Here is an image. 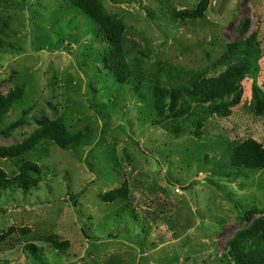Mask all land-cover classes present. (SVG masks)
I'll use <instances>...</instances> for the list:
<instances>
[{
  "label": "rangeland",
  "instance_id": "1",
  "mask_svg": "<svg viewBox=\"0 0 264 264\" xmlns=\"http://www.w3.org/2000/svg\"><path fill=\"white\" fill-rule=\"evenodd\" d=\"M95 1L123 27L126 83L104 63L99 24L71 0H0V149L45 121L79 137L0 157L8 178L25 162L39 168L27 190L0 189V264H233L228 244L251 222L239 216L264 211V169L230 166L247 140L264 151V0ZM252 33L253 56L229 53ZM251 62L236 93L197 104L234 81L230 66ZM202 73L181 132H169L158 111L177 109L174 89ZM123 190L126 200L115 195Z\"/></svg>",
  "mask_w": 264,
  "mask_h": 264
},
{
  "label": "trees",
  "instance_id": "2",
  "mask_svg": "<svg viewBox=\"0 0 264 264\" xmlns=\"http://www.w3.org/2000/svg\"><path fill=\"white\" fill-rule=\"evenodd\" d=\"M71 1L78 9H81L99 24V27L105 35L106 39H104L110 46V49H108L107 53L104 55V63L105 65L110 66L113 76L119 82L126 83L132 76V72L125 63L124 57L121 53L120 37L123 32V27L118 23L110 21L101 11L95 0ZM200 7L203 8V5ZM255 42L256 36L252 33L245 39H239L230 43L227 48L229 53L233 55L244 54L247 56H253L254 53L251 48ZM229 68L232 69L231 74L234 81H221L216 87H213L210 91L204 93L197 100L199 106L206 105L214 100L232 96L236 93L239 89V83L245 79H250L253 75L254 63L251 62L248 66L244 67L230 66ZM205 76L206 73L198 74L191 80L184 82L179 88L174 89L181 91L184 99L183 103L177 109L168 113H164L162 109L158 111V116L161 118L159 124H166L167 122L171 124V127L167 128L169 132L176 134L181 132L179 122L181 121L182 116L186 115L191 108L190 102L187 100L188 96L191 94L190 87L205 79ZM162 89L167 93L169 98L173 97V89L165 90L166 88L164 87H162ZM16 97L15 93L8 95L6 98V101H8L7 104H13L16 101ZM255 99H258V101L261 100L258 96ZM5 108V103H1L0 110H5ZM21 124L22 121H18L10 127L14 128ZM191 124L199 129L198 125H202V122L196 121L191 122ZM39 125V129L36 130L28 140L24 141L21 146L7 150L0 149V157L8 158L21 155L24 152L33 149L35 145L44 139H50L61 149H66L79 140L78 135L72 136L64 132L60 121H45ZM230 166L235 170H262L264 169V151L261 146L254 141L247 140L234 149L230 158ZM38 171L39 168L35 163L25 162L21 165L18 174L15 177L8 178L6 173L0 168V189L6 190L12 187H20L27 190L32 187L31 176L38 173ZM115 195L118 198L124 200L127 199L126 190L115 192ZM258 214L263 215L262 217L255 218ZM239 220L243 222H251L249 226L238 231L229 242V259L233 264H264V211L258 209L246 210L239 216ZM63 245L64 244H62V246ZM24 249L31 255H34V251L37 250L32 244L25 246Z\"/></svg>",
  "mask_w": 264,
  "mask_h": 264
},
{
  "label": "built area",
  "instance_id": "3",
  "mask_svg": "<svg viewBox=\"0 0 264 264\" xmlns=\"http://www.w3.org/2000/svg\"><path fill=\"white\" fill-rule=\"evenodd\" d=\"M179 192V191H178Z\"/></svg>",
  "mask_w": 264,
  "mask_h": 264
}]
</instances>
